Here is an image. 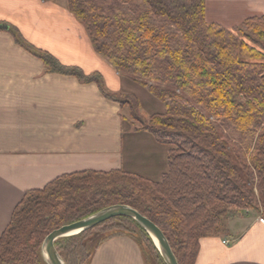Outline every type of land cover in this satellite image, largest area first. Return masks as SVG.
<instances>
[{"label":"trees","instance_id":"16d2710c","mask_svg":"<svg viewBox=\"0 0 264 264\" xmlns=\"http://www.w3.org/2000/svg\"><path fill=\"white\" fill-rule=\"evenodd\" d=\"M67 9L94 52L165 112L148 115L135 96L107 93L99 75L34 55L50 73L96 83L127 111L133 131L168 146L167 172L152 182L119 170L82 171L27 191L0 236V264H46L41 245L50 232L112 205L146 217L178 264H194L199 240L222 234L224 219L264 208V17L226 30L206 22L205 0H67ZM109 222L116 225L105 236L90 229L56 240L64 263L90 264L103 241L126 235L146 264H164L135 221L117 217L96 227Z\"/></svg>","mask_w":264,"mask_h":264},{"label":"crops","instance_id":"0c3cea01","mask_svg":"<svg viewBox=\"0 0 264 264\" xmlns=\"http://www.w3.org/2000/svg\"><path fill=\"white\" fill-rule=\"evenodd\" d=\"M261 17L264 0H205L206 22L226 30ZM39 52L99 75L111 95L135 96L94 52L67 0H0V236L24 194L59 176L119 170L158 182L167 172L168 146L147 132H124L126 110L96 83L48 72ZM236 215L222 234L199 240L194 264H264V223L249 212ZM90 264L146 263L134 239L122 235L103 241Z\"/></svg>","mask_w":264,"mask_h":264},{"label":"water","instance_id":"95a60500","mask_svg":"<svg viewBox=\"0 0 264 264\" xmlns=\"http://www.w3.org/2000/svg\"><path fill=\"white\" fill-rule=\"evenodd\" d=\"M117 217H126L135 221L148 235L164 264H178L160 229L146 217L126 205H112L106 207L80 221L61 226L50 232L44 238L41 245V254L45 263L65 264L54 247V242L56 240L78 235Z\"/></svg>","mask_w":264,"mask_h":264},{"label":"rangeland","instance_id":"374dc122","mask_svg":"<svg viewBox=\"0 0 264 264\" xmlns=\"http://www.w3.org/2000/svg\"><path fill=\"white\" fill-rule=\"evenodd\" d=\"M260 44H261V48L264 49V43H260ZM121 79H122V84L124 87L127 86V84H129V86L132 87L131 91L132 92L134 91V93H135L134 95L136 96L137 100L139 101V104L142 107V110L144 112H146L148 114H156V113H164L165 112L164 104L162 102H160L159 100H157L155 97H153L143 85H141L140 83L133 81L129 78H126V77H121ZM138 89L144 90L145 93L147 94V98L146 97L144 98L143 95L139 94ZM159 108H161V109H159ZM126 113H127V111H126ZM123 126H124V128H123L124 132H127V131L130 132L132 130L131 124H130V118L128 115H127L126 119H123ZM262 203L264 205V202H262ZM249 214L251 216L259 217V219H262L264 221V208H263V206H259L257 209L249 211ZM237 215H236L237 217H241L243 215V213L238 212ZM226 220L227 219L223 220V226L226 225ZM243 220H247V218H244ZM103 225L91 229V232L89 234H97L99 236H105V234H108L110 231V230H108V228H112L116 224L114 222H109V223H105ZM145 254H148L147 251H144V255ZM144 257H146V255ZM147 257H148V259H150L148 255H147ZM151 264H153V262Z\"/></svg>","mask_w":264,"mask_h":264},{"label":"built area","instance_id":"2783aa9c","mask_svg":"<svg viewBox=\"0 0 264 264\" xmlns=\"http://www.w3.org/2000/svg\"><path fill=\"white\" fill-rule=\"evenodd\" d=\"M261 223H264V221L262 219L259 220ZM227 243V242H224V244Z\"/></svg>","mask_w":264,"mask_h":264}]
</instances>
